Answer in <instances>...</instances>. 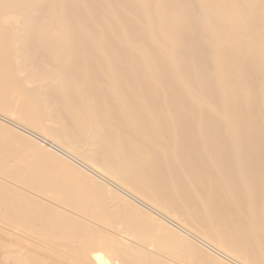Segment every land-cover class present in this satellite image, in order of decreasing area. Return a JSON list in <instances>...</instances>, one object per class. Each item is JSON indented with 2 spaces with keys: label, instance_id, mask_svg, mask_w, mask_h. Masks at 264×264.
Returning <instances> with one entry per match:
<instances>
[{
  "label": "bare ground",
  "instance_id": "obj_1",
  "mask_svg": "<svg viewBox=\"0 0 264 264\" xmlns=\"http://www.w3.org/2000/svg\"><path fill=\"white\" fill-rule=\"evenodd\" d=\"M0 120V264H264V0H0Z\"/></svg>",
  "mask_w": 264,
  "mask_h": 264
},
{
  "label": "rangeland",
  "instance_id": "obj_2",
  "mask_svg": "<svg viewBox=\"0 0 264 264\" xmlns=\"http://www.w3.org/2000/svg\"><path fill=\"white\" fill-rule=\"evenodd\" d=\"M3 113H4V115L5 116H7V117H9V118H11L13 121H17V123H19V124H21V125H23V126H25V127H28V128H30V129H32V130H34V131H36L37 133H39V134H41V135H43V136H49L50 134H49V131L48 130H45V129H43L45 126L44 125H46L47 127H49V125H50V127L52 126V124L54 125L55 124V126H53V127H59V125H60V127L62 126L61 124H59L58 125V123H55L54 121H51V122H49V120L47 121V119L44 117V118H42V119H35V120H31V121H29V122H21V121H19L18 119H17V109L16 108H8V109H5V111H3ZM16 113V114H15ZM52 123V124H51ZM57 124V125H56ZM42 126H43V128H42ZM0 133H1V138H2V140L5 142V143H11V142H13L14 141V137H17V138H21V139H23V141H28V138H29V136L26 134V133H24V132H22V131H20V130H18V129H16V128H14L12 125H10V124H8V123H5L4 121H2V120H0ZM50 137V136H49ZM53 141H55V143H58L59 145H62L59 141H58V139L57 138H51ZM51 139H49V140H51ZM4 143V146L5 147H7V146H9V147H12L13 149H15L16 151L17 150H26V148H25V146H27V143H25V142H23V143H18L17 141H15V143H16V145L15 146H11V145H8V144H5ZM28 143H30V141L28 142ZM43 145L41 146L43 149H45L46 147H47V144H44V143H42ZM31 145V144H30ZM35 145H36V143H35ZM39 144L37 143V146H38ZM32 146V145H31ZM9 147H7V148H9ZM40 147V148H41ZM79 147V146H78ZM77 149V148H76ZM79 149V152H83V151H86L87 150V147L85 146H82V147H80V148H78ZM77 149V150H78ZM81 149H82V151H81ZM86 149V150H85ZM47 152L49 151V150H46ZM13 154V156L15 157V155H16V157H17V159L18 158H20L21 156L20 155H17V152H12ZM50 153V152H49ZM19 154H21V152L19 151ZM23 156V155H22ZM28 157H30L29 158V160H33V159H31L33 156H29V155H27ZM28 159V158H27ZM36 159V158H35ZM64 161H66V162H68V163H70V166H74V167H76L77 169H79V171H81V173H83V176L84 177H86V176H89L90 178H91V176H92V178L91 179H93V174L92 173H90V172H87V171H84V169H81L80 167H78L75 163L73 164L72 162H70V161H68V160H65V159H63ZM34 161V160H33ZM49 161H46L45 162V164H46V166H50L49 165ZM69 165V164H68ZM72 166V167H73ZM92 174V175H91ZM82 175V174H81ZM86 175V176H85ZM78 178V180L81 178V176H78L77 177ZM94 179H97V180H99L100 182H102V183H105V182H103V180H101V179H98V178H96V176H94ZM77 179L75 178V181H76ZM95 181V180H94ZM136 205H138V206H140L139 204H137V203H135ZM144 211H146L147 213H149V215L151 214V216L153 217V218H155V219H158L159 221H162V220H160L157 216H155L154 214H152V213H150L148 210H146L145 208H143L142 206H140ZM163 224H165L164 222H162ZM169 225V224H168ZM171 228H173V226L172 225H169ZM174 229V228H173ZM175 230V229H174ZM175 231H178V230H175ZM179 232V231H178ZM178 232H176L177 234H178ZM180 233V232H179ZM182 234V233H181ZM194 236V235H193ZM123 237H124V235H123ZM128 239V238H127ZM130 239V238H129ZM131 240V239H130ZM195 242H197V241H195ZM199 242H201L202 244H200L199 243V245H205V246H207V244L206 243H204V242H202V240H200ZM204 245H203V247H204ZM146 248H148L147 250H149V249H151V247H148V246H146ZM150 252H152V250H149ZM157 254V253H156ZM159 254V257L160 258H163V259H166L168 262H170L171 264H190V262L188 263V260H185V261H187V262H185L184 260L183 261H181L179 258L177 259V257H172L171 255H168V254H165V253H163L162 254V252L160 253H158ZM158 254H157V256H158ZM168 257V258H167ZM174 259V260H173ZM175 260L177 261V263L175 262ZM174 261V263H172Z\"/></svg>",
  "mask_w": 264,
  "mask_h": 264
}]
</instances>
